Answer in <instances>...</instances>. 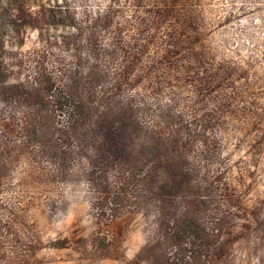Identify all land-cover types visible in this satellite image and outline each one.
Instances as JSON below:
<instances>
[{
	"label": "rangeland",
	"instance_id": "1",
	"mask_svg": "<svg viewBox=\"0 0 264 264\" xmlns=\"http://www.w3.org/2000/svg\"><path fill=\"white\" fill-rule=\"evenodd\" d=\"M37 1L0 82V264H264V0H57L71 27Z\"/></svg>",
	"mask_w": 264,
	"mask_h": 264
},
{
	"label": "trees",
	"instance_id": "2",
	"mask_svg": "<svg viewBox=\"0 0 264 264\" xmlns=\"http://www.w3.org/2000/svg\"><path fill=\"white\" fill-rule=\"evenodd\" d=\"M37 0H0V82L6 80L4 56L6 45H20L23 42V35L26 29L36 26L31 16L32 9L37 6ZM43 2V0H42ZM67 11L64 5L59 4L57 0H50L42 4V11L47 15L50 22L57 26H74L72 17L63 16ZM55 101L54 105L60 110L70 107L65 102L60 101L58 96L50 95Z\"/></svg>",
	"mask_w": 264,
	"mask_h": 264
}]
</instances>
